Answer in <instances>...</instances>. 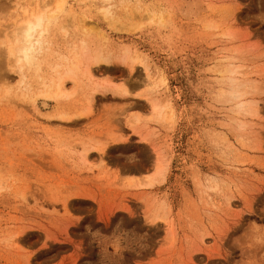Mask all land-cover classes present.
Masks as SVG:
<instances>
[{"label":"rangeland","instance_id":"obj_1","mask_svg":"<svg viewBox=\"0 0 264 264\" xmlns=\"http://www.w3.org/2000/svg\"><path fill=\"white\" fill-rule=\"evenodd\" d=\"M0 264H264V0H0Z\"/></svg>","mask_w":264,"mask_h":264},{"label":"bare ground","instance_id":"obj_2","mask_svg":"<svg viewBox=\"0 0 264 264\" xmlns=\"http://www.w3.org/2000/svg\"><path fill=\"white\" fill-rule=\"evenodd\" d=\"M61 7V5L59 4ZM59 6L56 8V12L59 11ZM47 7V6H46ZM43 12V11H42ZM56 12H53L51 15L48 14V16H45L43 14H36V15H31L30 18L24 20L22 22V25H20L19 31H20V40L14 45V47L10 48V54L13 55V53H16L18 55V58L21 62L24 64H31L33 61V54L36 51L37 47L41 46V37L44 31L46 30V22H49V20L55 15ZM57 14V13H56ZM50 18V19H49ZM18 31V32H19ZM91 59L94 61L93 63H98L100 60V56L98 54L93 55ZM123 61L130 66L133 67L134 63H139L138 59H131L129 60L127 57L126 59L123 58ZM71 74L69 71L64 72V74H61L59 76L57 83H56V88L58 89L57 91L59 92H64V84H65V79L68 78ZM46 97V96H45ZM156 104H153L152 107L155 109ZM252 110V109H251ZM250 110V111H251ZM256 109L254 108L251 113L255 112ZM159 167L157 166V169Z\"/></svg>","mask_w":264,"mask_h":264},{"label":"crops","instance_id":"obj_3","mask_svg":"<svg viewBox=\"0 0 264 264\" xmlns=\"http://www.w3.org/2000/svg\"><path fill=\"white\" fill-rule=\"evenodd\" d=\"M139 92H140V91H139ZM139 92H136V93H139ZM136 93H135V94H136ZM134 96H135V95H134ZM140 98H142L141 95H138V96H136V97L134 98V99L136 100V105L144 107V105H142L141 102H140V101H142V99H140ZM153 115H154V113H152L151 108L148 107V108H147V114H146V116L149 117V116H153Z\"/></svg>","mask_w":264,"mask_h":264}]
</instances>
